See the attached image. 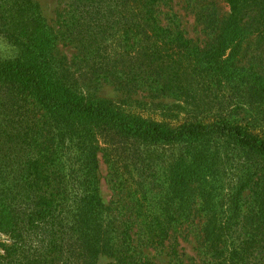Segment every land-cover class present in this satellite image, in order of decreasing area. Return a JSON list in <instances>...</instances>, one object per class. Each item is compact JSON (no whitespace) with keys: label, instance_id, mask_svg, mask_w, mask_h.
Here are the masks:
<instances>
[{"label":"trees","instance_id":"trees-1","mask_svg":"<svg viewBox=\"0 0 264 264\" xmlns=\"http://www.w3.org/2000/svg\"><path fill=\"white\" fill-rule=\"evenodd\" d=\"M167 1L64 0L54 30L32 19L17 28L0 83L22 101L26 157L16 203L0 205V264H154L143 248H165L170 264H264V0H187L200 40L165 19ZM57 39L73 50L67 66ZM69 65L137 103L180 102L182 116L94 99ZM126 144L181 151L135 178L121 163ZM189 229L196 253L182 259Z\"/></svg>","mask_w":264,"mask_h":264},{"label":"rangeland","instance_id":"rangeland-1","mask_svg":"<svg viewBox=\"0 0 264 264\" xmlns=\"http://www.w3.org/2000/svg\"><path fill=\"white\" fill-rule=\"evenodd\" d=\"M63 2L64 0H0V58L12 57L17 52L19 49L15 39L18 37L17 28L21 25L31 26V19L34 20L38 28L42 24H48L50 29L54 30L56 28L55 14L60 10ZM217 7L226 10L221 2L218 3ZM160 10L165 19L171 14L174 15V20L179 25L178 27L184 31L186 37L198 40L204 37L201 25L194 18L189 1L168 0L160 6ZM21 41H25L22 36ZM53 52L55 56L66 58V66L73 54V50L68 46H63L58 39L54 42ZM67 68V76L75 88L94 99L107 101L120 107H132L142 115H150L155 119L164 118L172 123L175 121L173 116L176 114L179 117L182 116V109L174 106L181 105L180 102L169 99L162 100L163 103H166L167 106H165L163 103H157L158 100L149 103L148 99L143 98L144 102L147 103L143 104L140 101L137 103L139 94L124 96L107 83L93 81L89 74H86L85 68L77 70L71 65ZM135 99L136 103L133 102ZM21 105V100L14 99L10 85L5 82L0 83V205L16 203L10 197L12 191L17 189L16 186H13L15 183L13 177L17 175L18 166L24 163L26 157V148L22 136L24 129L21 119L23 113ZM120 148L124 155V159L121 161L125 165L124 173L133 175L135 178L138 177L140 171L144 172L145 165H148L150 170H157L181 151L178 144L150 147L126 144ZM97 171L99 175L98 194L101 202L106 205L112 197V190L108 180L107 166L99 157ZM242 209L244 206H241ZM191 231L192 229H189L185 239L178 240V247H181L179 251L183 253L182 259L195 257L196 246ZM142 253L154 264H170L165 248H143ZM106 260V258L99 257L96 264H103Z\"/></svg>","mask_w":264,"mask_h":264}]
</instances>
